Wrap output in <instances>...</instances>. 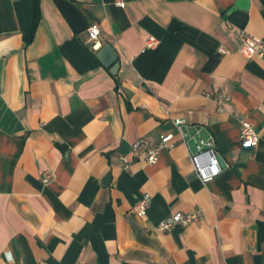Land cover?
Listing matches in <instances>:
<instances>
[{"label":"crops","instance_id":"1","mask_svg":"<svg viewBox=\"0 0 264 264\" xmlns=\"http://www.w3.org/2000/svg\"><path fill=\"white\" fill-rule=\"evenodd\" d=\"M124 1L0 0V264H264V58L239 50L243 30L264 39V0ZM179 116L228 167L202 182L193 140L121 164ZM179 210L199 217L157 229Z\"/></svg>","mask_w":264,"mask_h":264},{"label":"built area","instance_id":"2","mask_svg":"<svg viewBox=\"0 0 264 264\" xmlns=\"http://www.w3.org/2000/svg\"><path fill=\"white\" fill-rule=\"evenodd\" d=\"M117 3L124 6V0H117ZM88 37L93 41V45H98V40L101 33V24L97 20H92L88 28ZM242 43L239 50L246 56H259L264 58V39L261 36L254 35L246 30L241 33ZM158 39L155 36H149L146 40L148 47L155 46ZM221 53L228 50L223 46L219 47ZM222 97H217L216 100L221 109ZM173 124L176 132H164L160 134V139L157 143L151 144L146 137H139L131 144L130 149L120 156L121 164L127 168L134 160H143L147 163H156L159 159L160 152L163 148H171L177 142L182 141L188 144L189 140H193L194 149L189 147V158L197 173V176L202 182H208L216 177L229 164L222 161L220 153L217 149L216 138L214 134L207 131L203 133V126L195 125L193 131L186 128V120L179 116L173 119ZM240 138L243 145L251 146L259 142L260 135L257 127L249 120H243L240 127ZM222 161V163H221ZM43 181L48 182L52 178L51 171L43 173ZM151 195L145 192L136 204L138 214L144 215L150 206ZM198 211L184 212L176 211L171 213L166 218L162 219L157 225L158 230H168L175 225H187L190 222L198 219ZM8 264H17L13 260H8Z\"/></svg>","mask_w":264,"mask_h":264},{"label":"water","instance_id":"3","mask_svg":"<svg viewBox=\"0 0 264 264\" xmlns=\"http://www.w3.org/2000/svg\"><path fill=\"white\" fill-rule=\"evenodd\" d=\"M98 56L104 62V64L110 67L111 71L116 74L119 68L118 55L109 43H106L98 52ZM222 163V161H221Z\"/></svg>","mask_w":264,"mask_h":264}]
</instances>
